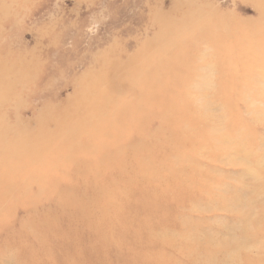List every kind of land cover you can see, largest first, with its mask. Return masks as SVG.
Here are the masks:
<instances>
[{
  "label": "rangeland",
  "instance_id": "rangeland-1",
  "mask_svg": "<svg viewBox=\"0 0 264 264\" xmlns=\"http://www.w3.org/2000/svg\"><path fill=\"white\" fill-rule=\"evenodd\" d=\"M0 264H264V0H0Z\"/></svg>",
  "mask_w": 264,
  "mask_h": 264
}]
</instances>
